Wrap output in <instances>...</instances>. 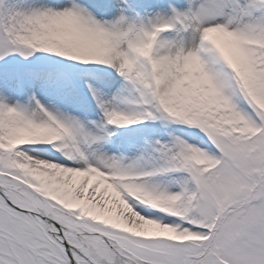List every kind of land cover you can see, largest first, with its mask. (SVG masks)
<instances>
[{"label":"snow or ice","instance_id":"obj_1","mask_svg":"<svg viewBox=\"0 0 264 264\" xmlns=\"http://www.w3.org/2000/svg\"><path fill=\"white\" fill-rule=\"evenodd\" d=\"M0 264H264V0H0Z\"/></svg>","mask_w":264,"mask_h":264}]
</instances>
